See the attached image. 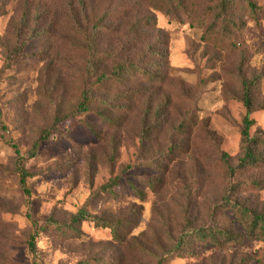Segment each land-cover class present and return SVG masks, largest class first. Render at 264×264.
Wrapping results in <instances>:
<instances>
[{
  "label": "trees",
  "instance_id": "obj_1",
  "mask_svg": "<svg viewBox=\"0 0 264 264\" xmlns=\"http://www.w3.org/2000/svg\"><path fill=\"white\" fill-rule=\"evenodd\" d=\"M123 0H103L97 5L96 0H0V19L8 13L11 2H16V16L12 21L13 47L7 52L6 59L0 69V134L4 144L13 151L9 166L0 164V172L13 173L17 176V184L24 193L27 206L26 218L29 223V235L24 243L32 264H44V252L39 248L42 237L47 236L54 242L74 243L84 233L82 225L87 223L97 229L108 230L117 252L128 250L141 257L154 260V264H171L173 260H185L187 264H197L202 259L198 246L209 244L214 247L215 254L211 257L219 264H264V130L257 129L253 115L264 110L261 104L262 94L259 87L264 80V64L260 69H253L248 64L250 50L243 41L234 43L239 53V61L232 78L240 86L235 97L244 109L242 120L240 153L233 158L227 153H219L216 170L220 172L218 194L210 197L203 204L204 218L201 222L197 211L200 204L202 187H191L185 175L183 180L168 181L171 170L176 167L183 152L180 136L186 134L189 122L183 120L169 135L164 151L155 150V145L168 128L167 102H158L153 95L149 97L139 121L135 160L125 165L118 175L116 167L120 160V148L124 142L133 117L134 109L141 101V92L131 99L127 95V79L134 74H143L144 69L133 61H123V56L130 58L134 52L138 62L145 61L143 55L150 60L163 59L166 53L156 51L147 42V36L161 32L157 29L154 12L158 9L147 7L138 15V4L124 6ZM169 11L166 14L176 21L183 22L190 18L194 7L201 8L200 20L204 27V35L215 38L216 45L221 46L231 36L242 37L245 18L257 21L258 15L264 12V6L255 0H200V4L191 0H163ZM244 15L238 18V11ZM170 12V13H169ZM21 19L19 27L13 28L16 19ZM31 23H37L34 29ZM146 26L145 33L139 28ZM141 34L133 36L134 34ZM45 39L46 49L41 52L42 62L46 65L42 72L38 97L49 104H54L51 121L38 133L30 149L24 152L18 142L13 139L10 129L5 123L1 83L11 68V63L24 57V48L32 40ZM146 44L144 45V40ZM144 45V48L142 47ZM59 53L53 57L54 47ZM140 48L143 50L138 53ZM264 54V43L259 47ZM75 55L82 60V73L77 83V96L73 101L66 102L63 88L64 67L53 77L64 54ZM142 56V57H141ZM52 57V58H51ZM51 58V59H50ZM147 60V61H150ZM75 65V64H74ZM68 67L67 62L65 65ZM144 95V94H143ZM121 96V97H120ZM120 97V98H119ZM195 108L191 109L193 112ZM95 115L97 123L86 126L100 144L108 146L105 167L110 172V179L97 190L92 191L90 198H118L115 189L123 175L136 168H151L160 173V177L146 179V184L155 195L166 187L175 188L184 194L187 202L182 207L177 220V230L163 232L166 240L161 253L149 248L145 242L131 247V235L138 227L143 208L116 217L112 215H94L87 210V204L74 214L69 223L58 222L51 215L43 225L34 218L32 207V189L30 180L36 176L29 168V163L36 159L43 143L53 136L62 134L61 127L69 121L82 120L88 115ZM168 124V125H166ZM81 147L76 154L79 159L69 160L67 164H58L56 170L69 174H77V168L84 162L88 183L93 188L98 174L99 163L90 152L84 159ZM162 175V177H161ZM75 178L73 188L78 185ZM214 185V184H213ZM140 200L145 195L138 190ZM8 202L0 196V231L11 224L2 216L8 214ZM232 212L234 221L228 222L225 213ZM242 227L244 233L235 230L234 224ZM151 228V226H150ZM167 228V227H166ZM144 235H142V239ZM257 240L262 248L254 254H240L231 250L242 244L245 239ZM170 246V247H168ZM210 259V258H209ZM79 264H114L101 257H90ZM213 264H216L214 262Z\"/></svg>",
  "mask_w": 264,
  "mask_h": 264
},
{
  "label": "rangeland",
  "instance_id": "obj_2",
  "mask_svg": "<svg viewBox=\"0 0 264 264\" xmlns=\"http://www.w3.org/2000/svg\"><path fill=\"white\" fill-rule=\"evenodd\" d=\"M102 1L96 0L97 5ZM191 1L202 3L200 0ZM255 2L264 6V0ZM122 4L125 7L138 4V15L147 7L158 9L154 14L157 29L161 32L147 36V43L156 51L160 53L164 51L167 55L163 59L154 57L152 60L143 55L145 59L143 62H138L134 52L130 58L123 56V61H133L145 72L134 74L127 79L128 98L131 99L138 92L142 95L140 103L134 109L131 125L129 124L124 134L115 175H118L125 165L135 160L139 121L146 104L150 101L149 97L152 95L156 97L155 105L158 102H167L166 123L169 125L166 124L168 128L155 145V150L164 151L173 130L183 120L189 122L186 134L179 138L183 143L182 156L176 167L171 170L172 176L168 181H178L179 178L183 180L182 177L185 175L191 187H202L197 211L203 222L205 220L203 204L211 196L218 194L220 172L216 170V166L219 153H227L233 158L240 153L245 109L235 98L240 86L231 76L239 61V53L234 43L243 41L246 44L250 50L248 64L251 68L262 67L264 54L259 51V47L264 43V12L258 15L257 21L245 18L246 25L241 38L231 36L221 46H217L214 37L204 35V27L200 20L201 8L194 7L190 18L180 22L166 14L169 10L163 0H123ZM16 6V2H11L7 9L8 13L0 19V69L7 52L14 44L10 31L13 30L11 26L14 22L12 20L16 17L14 15ZM243 15V11H238V18ZM20 23L19 17L13 28L19 27ZM36 27L37 23H31L29 26L30 30ZM146 29V26L139 28L142 33H145ZM139 35L141 34L135 33L133 36ZM143 48H140L138 53ZM45 49L44 37L30 41L24 48V57L11 63V68L1 83L5 123L10 129L11 136L24 152L30 149L39 131L51 121L55 108L56 102L51 105L38 97L40 81H44L42 72L46 65L40 57ZM52 53L55 57L59 53V48L55 46ZM63 54L64 60L58 63L52 75L56 77L64 67L63 88L66 92V102H69L77 96V83L79 75L83 72L82 60L75 55ZM65 62L68 67L64 66ZM259 92L262 94L263 98L260 101L263 104L264 80ZM193 107L195 110L191 112ZM253 119L256 122L253 133L257 129L264 130V110L256 112ZM86 122L96 124L97 118L91 114L82 120L64 123L61 127L62 134L55 135L43 143L38 157L29 163L30 170L36 174L30 180L34 218L41 225L51 215L60 223H69L72 216L86 204L87 210L94 215L116 217L132 212L137 206L142 207V216L137 229L131 235L130 246L137 247L145 242L149 248L161 253L166 244L162 234L170 232V228L177 230V220L187 199L184 194L169 187L163 188L155 195L148 188L146 179L160 177V173L143 167L133 169L121 177L115 189L118 198L92 199L88 202L92 191L110 179V172L105 167L108 146L97 141L87 128ZM80 147L84 152L81 158H85L91 152L99 163L93 188L88 183L84 162L77 168V174L56 170L58 164H67L69 160L79 159L76 152ZM12 157L13 151L4 144L0 134V164L9 166ZM76 177L79 182L77 187L73 188ZM16 179L17 176L13 173L0 172V196L8 202L12 201L7 208L9 213L2 216L11 226L0 231V264H32V258L24 246L30 232L26 218L27 206L24 193ZM138 190L144 193V201L138 197ZM262 198L264 199V193ZM225 216L228 222L234 221L232 212H226ZM234 228L244 233L239 224L235 223ZM82 231L84 236L74 243L54 242L47 236L42 237L39 248L44 252V264H79L90 257H101L114 264H154V260L145 259L131 250L118 253L108 230L97 229L85 223L82 225ZM262 246L257 240L251 241L246 238L231 252L254 254ZM197 249L201 258L207 259V264L214 262L219 264L214 258L211 259L215 254L213 246L204 244L199 245ZM171 264L187 262L173 260ZM197 264L204 263L200 259Z\"/></svg>",
  "mask_w": 264,
  "mask_h": 264
}]
</instances>
